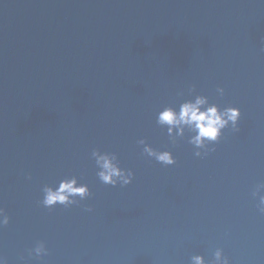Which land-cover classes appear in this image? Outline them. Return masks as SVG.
I'll list each match as a JSON object with an SVG mask.
<instances>
[{
	"label": "water",
	"instance_id": "obj_1",
	"mask_svg": "<svg viewBox=\"0 0 264 264\" xmlns=\"http://www.w3.org/2000/svg\"><path fill=\"white\" fill-rule=\"evenodd\" d=\"M193 86L241 111L239 130L199 157L189 133L173 143L156 122ZM94 149L115 153L132 182L102 183ZM72 176L91 195L43 206V187ZM261 182L264 0H0L7 264H210L217 248L229 264H264ZM39 241L48 254L30 256Z\"/></svg>",
	"mask_w": 264,
	"mask_h": 264
},
{
	"label": "clouds",
	"instance_id": "obj_2",
	"mask_svg": "<svg viewBox=\"0 0 264 264\" xmlns=\"http://www.w3.org/2000/svg\"><path fill=\"white\" fill-rule=\"evenodd\" d=\"M191 99H186L179 104V109L168 106L159 111L157 115V124L167 129L168 136L175 143L177 138H183L185 133H189L188 143L196 149L197 157L207 155L208 152L214 151V147H210L218 142L226 128L231 127L232 130L238 131V121L241 111L238 107L227 106L221 108L215 103H209L207 96L195 94V87L189 90ZM219 95L224 94L223 88H217ZM183 96L184 93H178ZM143 145V152L149 157L155 158L156 161L164 165H173L176 163L171 151H158L148 145L145 140L138 141ZM203 150V152L201 151ZM91 157L95 161L98 169L97 176L99 180L111 186L129 185L134 177L131 170H125L120 167L118 157L115 153L101 152L94 149ZM30 178V177H29ZM43 199L41 203L47 208H52L57 204L64 207L78 205L81 200L91 195L87 184L78 182L77 177H66L60 180L58 186L45 185L42 189ZM253 198L258 197L257 209L264 214V182L258 183L252 193ZM79 197V200L77 199ZM91 211V209H88ZM9 216L3 208H0V228L9 224ZM36 258L43 257L48 254V249L43 241L37 242L33 249L29 250V255ZM192 264H206L202 255H193L191 257ZM0 264H7V259L0 255ZM210 264H229V259L223 253L222 249L217 248L214 252V258Z\"/></svg>",
	"mask_w": 264,
	"mask_h": 264
}]
</instances>
